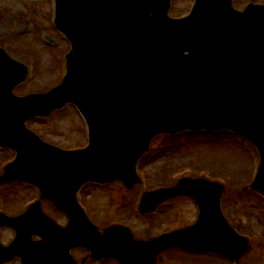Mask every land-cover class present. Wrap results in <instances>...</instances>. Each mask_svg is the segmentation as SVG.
Returning <instances> with one entry per match:
<instances>
[{
  "label": "water",
  "instance_id": "95a60500",
  "mask_svg": "<svg viewBox=\"0 0 264 264\" xmlns=\"http://www.w3.org/2000/svg\"><path fill=\"white\" fill-rule=\"evenodd\" d=\"M170 1L56 0V25L72 49L63 82L45 94H13L27 68L0 48V145L17 151L1 180L36 185L69 220L56 227L39 203L18 218L0 214V225L19 230L9 248L0 246V263L20 255L22 264H75V247L125 264H154L174 247L234 261L247 251L222 216L220 191L203 180L143 195L141 212L180 193L201 209L192 227L147 241L122 226L101 233L75 199L88 181L131 186L151 139L187 128H229L255 143L261 164L253 187L264 194V5L239 12L231 0H196L188 17L170 19ZM68 102L89 126L90 144L81 150L50 145L25 125Z\"/></svg>",
  "mask_w": 264,
  "mask_h": 264
},
{
  "label": "rangeland",
  "instance_id": "374dc122",
  "mask_svg": "<svg viewBox=\"0 0 264 264\" xmlns=\"http://www.w3.org/2000/svg\"><path fill=\"white\" fill-rule=\"evenodd\" d=\"M250 1L233 0V5L243 9ZM254 2L264 4V0ZM189 6L191 0H173L170 12L172 16L185 15L190 10ZM53 16V0H0V46L29 68L26 80L15 87V94L46 92L59 84L65 74L64 57L70 50V44L56 30ZM28 127L45 141L65 149L83 147L87 143L85 123L72 105L55 111L49 118L29 121ZM162 148L165 149L159 154L158 150ZM7 153L2 152L0 160L10 155ZM259 161L254 147L229 131H190L174 137L160 136L139 167L141 185L129 191L117 184L102 188L88 186L81 198L101 230L111 223H122L131 229L135 238L149 239L166 229L193 223L194 211L190 201L181 198L160 207L155 215L135 214L137 205L134 204L143 190L158 187L161 182L168 184L176 174L177 178L200 175L222 180L226 184L222 197L226 215L241 226L245 235H249V249L239 257L238 264H264V199L247 189ZM12 189L16 196L2 193L8 197L0 203V208L16 214L23 210L32 194L13 185ZM12 189L9 191L14 192ZM44 208L64 223L49 205H44ZM10 233L0 231L3 242L11 239ZM73 255L78 264H82L87 253L75 249ZM227 261L213 254L192 256L176 249L164 252L155 264H232ZM86 264L119 263L112 259L94 261L88 257Z\"/></svg>",
  "mask_w": 264,
  "mask_h": 264
},
{
  "label": "flooded vegetation",
  "instance_id": "af4514ba",
  "mask_svg": "<svg viewBox=\"0 0 264 264\" xmlns=\"http://www.w3.org/2000/svg\"><path fill=\"white\" fill-rule=\"evenodd\" d=\"M213 181H216V182H218L219 180H213ZM12 184H21V183H16V182H14V183H10L9 185H12ZM173 183H171L170 184V186L172 185ZM1 185H0V203H1V201H2V199H1V195H3L4 196V198H6V197H8V195H4V194H2V193H5V192H9L8 194L10 195V196H16V191L15 190H13L12 189V187H9L8 189L9 190H13L14 192H12V191H9V190H5V189H1ZM14 187V186H13ZM26 188H29V190H30V192H31V197H29L28 199H30V198H32L33 196H34V192H33V188L32 187H30V186H26L25 187V189H24V192L25 193H27V191H26ZM23 191V190H22ZM19 192V191H18ZM25 198V197H24ZM181 198H185V199H187L188 201H190V204L192 205V207H193V211H194V218H193V223L195 222V219H196V217H197V215H198V206L196 205V203L191 199V198H188V197H177V198H175V199H173V200H171L170 202H169V204L170 203H172L173 201H175L176 199H181ZM27 200V199H26ZM45 203V202H44ZM43 203V204H44ZM49 203H47L46 202V205H48ZM165 203H163V205L161 204V206H159V208H158V211H159V209H160V207L162 208V207H166V204L164 205ZM168 204V205H169ZM7 213H9V214H11V215H17V213L16 214H14V213H12V212H9V210H5ZM18 212H21V211H18ZM193 223H189V224H186V225H183L182 227H179V228H183V227H186V226H190V225H192ZM231 224L233 225V223L231 222ZM1 230H7V231H11V237L12 236H14V232L11 230V229H8V228H0V231ZM16 261H14V263H15Z\"/></svg>",
  "mask_w": 264,
  "mask_h": 264
}]
</instances>
